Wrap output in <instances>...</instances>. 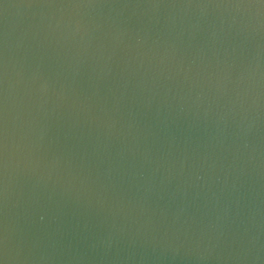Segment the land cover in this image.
<instances>
[{
	"label": "water",
	"instance_id": "95a60500",
	"mask_svg": "<svg viewBox=\"0 0 264 264\" xmlns=\"http://www.w3.org/2000/svg\"><path fill=\"white\" fill-rule=\"evenodd\" d=\"M0 264H264V0H0Z\"/></svg>",
	"mask_w": 264,
	"mask_h": 264
}]
</instances>
